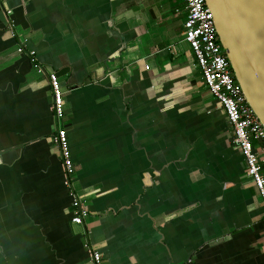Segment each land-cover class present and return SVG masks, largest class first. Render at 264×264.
Returning <instances> with one entry per match:
<instances>
[{
	"label": "crops",
	"instance_id": "obj_1",
	"mask_svg": "<svg viewBox=\"0 0 264 264\" xmlns=\"http://www.w3.org/2000/svg\"><path fill=\"white\" fill-rule=\"evenodd\" d=\"M185 18L184 0H0V264H264V210ZM65 68L58 122L47 69Z\"/></svg>",
	"mask_w": 264,
	"mask_h": 264
},
{
	"label": "built area",
	"instance_id": "obj_2",
	"mask_svg": "<svg viewBox=\"0 0 264 264\" xmlns=\"http://www.w3.org/2000/svg\"><path fill=\"white\" fill-rule=\"evenodd\" d=\"M186 18L183 23L184 40L195 55L204 84L213 98L220 104L226 121L232 132L233 148L240 153L245 166V176L250 180L257 192L264 210V127L248 105L242 90L234 78L230 64L219 43L214 27L213 16L205 0H184ZM18 53L23 48H18ZM34 56V52H29ZM39 72L43 69L35 64ZM52 98L54 118L61 122L64 119V94L58 78L48 74ZM59 150L64 186L70 187L74 165L72 162L67 131L61 125L52 138ZM74 214L71 223L83 224L88 210L81 199L72 196ZM89 264H101V255L97 251H89Z\"/></svg>",
	"mask_w": 264,
	"mask_h": 264
},
{
	"label": "water",
	"instance_id": "obj_3",
	"mask_svg": "<svg viewBox=\"0 0 264 264\" xmlns=\"http://www.w3.org/2000/svg\"><path fill=\"white\" fill-rule=\"evenodd\" d=\"M219 43L246 101L264 127V0H205ZM49 74L57 78L68 69Z\"/></svg>",
	"mask_w": 264,
	"mask_h": 264
}]
</instances>
